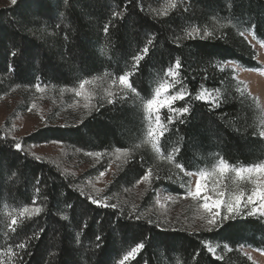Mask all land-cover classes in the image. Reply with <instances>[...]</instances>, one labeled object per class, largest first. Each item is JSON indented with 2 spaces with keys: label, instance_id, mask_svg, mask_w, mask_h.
I'll use <instances>...</instances> for the list:
<instances>
[{
  "label": "trees",
  "instance_id": "16d2710c",
  "mask_svg": "<svg viewBox=\"0 0 264 264\" xmlns=\"http://www.w3.org/2000/svg\"><path fill=\"white\" fill-rule=\"evenodd\" d=\"M159 1L69 0L66 6L63 0H42L36 7L18 0L0 9V97L37 83L68 89L83 79L132 72L133 85L146 98L151 82L179 59L178 80L188 95L174 107H190L181 117L184 124L176 120L169 125L160 142V159L139 145L142 114L131 101L99 106L91 102L77 123L45 128L17 142L0 128V252L9 256V264H18L14 253L20 251L15 247L20 242L29 244L23 264H120L141 241L144 250L124 264H255L238 249L264 253L262 217H237L211 232L161 224L168 229L162 232L156 227V213L147 209L151 192L165 184L176 162L189 171L215 166L220 159L234 167L264 162L261 111L232 70L220 66L231 62L242 69L260 68L242 34L251 32L264 43V0H175L177 7L167 16L156 14L166 8ZM192 28L212 35L185 38ZM145 46L149 51L136 68L132 58ZM205 90L219 107L195 98ZM169 115L175 114L163 113L165 122ZM52 141L86 152H127L106 188L119 199L111 203L115 209L90 204L70 177L26 150ZM15 143H21L22 151L9 148ZM177 147L178 154L172 151ZM149 169L152 185L137 200L126 198ZM3 206L42 211L21 220L18 232H12L4 226ZM133 208L139 221L134 215L129 218ZM161 240L167 248L159 246ZM207 243L217 256L208 252Z\"/></svg>",
  "mask_w": 264,
  "mask_h": 264
},
{
  "label": "rangeland",
  "instance_id": "374dc122",
  "mask_svg": "<svg viewBox=\"0 0 264 264\" xmlns=\"http://www.w3.org/2000/svg\"><path fill=\"white\" fill-rule=\"evenodd\" d=\"M159 2L167 7L173 0H160ZM10 5L11 0H0V9ZM242 36L254 50L255 61L260 68L257 70L242 69L231 62L223 63L220 66L232 70L234 78L242 85V90L254 100L261 111V131H264V43H258L251 32H244ZM165 73L166 71L151 82L150 92L146 98H150L154 87L163 82L165 78L171 79V77H166ZM113 78L100 76L93 84L86 85L85 92L91 93V99L87 101L84 96H76L75 92L72 91V89H78L79 84L68 89L42 84L43 91L40 92H37L35 87L32 89H15L8 95L0 97V128L9 138L17 142L45 128L63 127L77 123L86 111L85 103L93 102L94 105L95 103L97 106L102 105L107 103L110 98L108 94L115 92L117 93V100L135 102L140 107L142 125L138 135L139 145L147 147L157 159H160L162 157L161 152H157L150 143H147L148 122L144 119L143 110V102L146 98L131 92H122L118 80L115 85L112 84ZM181 88L183 87L179 83L170 91L175 93ZM121 95H126L128 98L122 100L119 98ZM214 97V95L205 96L203 101H212ZM179 101L181 100H177L175 103ZM164 112L169 113L166 108L162 109V117ZM26 150L35 158L39 157L40 160L54 164L62 174L73 180L76 188L87 198L95 196L102 203L107 204L119 201L115 196L107 193L106 188L124 163L127 157L126 151L86 152L53 142L35 144L27 147ZM87 153H99L100 155H88ZM214 167L205 169L211 170ZM101 172H104L103 176H100ZM164 182L163 186L151 192L152 200L147 201V209L156 213L155 221H164L162 224L165 227H182L189 230L206 229L202 227L203 222L199 219L196 203L190 198H183L186 187H194L195 177L185 176L177 168H171L168 170ZM149 185H152L151 175L149 180H141L126 198L130 197V199L135 198L137 200L145 189L149 188ZM246 187L250 188L251 185H246ZM168 196H171V199H166ZM19 210L8 206L1 208L4 226L8 230L10 229L9 214L15 216ZM262 218L264 219V217ZM206 247L209 253L216 255V249L212 244L207 243ZM209 248L214 249L215 252L209 251ZM225 250L228 251L229 248ZM238 250L251 262L264 264V253L246 247H240ZM8 257L7 254L0 252V264H9Z\"/></svg>",
  "mask_w": 264,
  "mask_h": 264
},
{
  "label": "snow or ice",
  "instance_id": "6c2138e0",
  "mask_svg": "<svg viewBox=\"0 0 264 264\" xmlns=\"http://www.w3.org/2000/svg\"><path fill=\"white\" fill-rule=\"evenodd\" d=\"M31 4L39 7L42 0H28ZM64 4L67 6L69 0H63ZM18 0H11L12 5H17ZM177 4L175 0L169 4L163 11L157 12V15L167 16L171 9H175ZM61 17L64 13H60ZM119 13H113V16H117ZM109 26L106 24L104 27V32L107 34ZM212 34L208 31L203 32L201 35L198 28H192L191 31H187L185 38L195 39L199 37L200 39H206ZM179 39V37H178ZM148 45L152 44V40L149 39ZM149 49L145 46L141 52L133 56L134 67L138 68L140 61L147 55ZM15 56L16 53H13ZM23 55V52H21ZM182 67L179 59L176 60L173 66H170L165 73L166 77H171V79L165 78L163 82L159 83L154 87L153 92L150 94V98L144 99L143 110L145 113L144 119L148 122V127L146 131L147 143H150L152 148L157 152L161 151V140L165 137L166 132L169 131V125H172L176 120L179 123L184 124L185 120L181 117L190 113V107H174L173 105L177 100H183L186 95H188L186 89L181 88L175 93L170 90L175 88L180 80L177 79L179 75V69ZM134 75L132 72H124L119 74L112 79V84L115 85L119 83L122 92H131L134 95H139L137 88L133 85L131 77ZM97 78L93 77L91 80L83 79L79 83L78 89H72L76 96H84L86 101L91 99V93L85 92L86 85L93 84ZM36 91H43V88L39 83L35 85ZM109 99L107 103L109 105H114L117 102V93L110 92ZM205 96L211 97L209 92L201 91L199 95L195 98L197 100H204ZM122 100H126L128 97L126 95H121L119 97ZM214 107H219L212 99ZM84 107L87 109L90 107L88 103H85ZM167 109L169 113H174L175 115H169L167 117V122L162 117L161 110ZM260 136L264 137V131L260 132ZM53 143H59V141H52ZM15 149L16 152L22 151L21 143H15L14 145H9V148ZM117 151H122L117 149ZM174 153H179L180 148H174L172 150ZM88 155H100L99 153H87ZM39 159V157H36ZM168 161L171 163L174 160L173 155L167 156ZM175 167L184 173L185 176L195 177L194 187H186L184 194L185 199L190 198L196 203L199 211V219L203 222L202 227L206 228L207 231L211 232L214 229H219L223 227L224 223L229 220H235L237 217H264V163H255L248 166L234 167L227 163L225 160L220 159L214 168L211 170L201 169L197 171H189L182 163L176 162ZM104 172L100 173L103 176ZM151 175V170L141 178L144 181L149 180ZM39 183V180H37ZM246 185H251L250 188ZM39 192V189H37ZM166 199H171V196L166 197ZM89 203L96 205L97 207H111L115 209L117 206L115 204L108 205L107 203H102L101 200L97 199L95 196L88 197ZM36 201L33 199V204ZM42 209L40 207H23L21 208L15 216L9 214L10 227L12 232H18V227L20 226L21 220L28 218L30 219L33 215H38ZM134 215L135 220L139 221L141 219L139 214H136V209H132V213L129 214V218ZM62 219H67L66 216ZM149 224L152 223L151 220L148 221ZM164 221H158L156 227L160 228V225ZM162 232H167V228H160ZM175 231V229H173ZM40 232L43 233L44 229L41 228ZM39 239V236H36ZM96 241H100L101 237L99 235L95 236ZM77 243H80V237H77ZM100 247L99 244L96 245ZM167 248V245L161 240L160 245ZM16 248L20 249L19 252H15L14 255L18 258V264H23L24 255L30 254L26 250L29 248V244L26 242H20L15 245ZM145 244L141 241L136 243L131 250L123 256L120 264H124L125 261H129L130 258H135L138 254L144 250ZM209 251L215 252L214 249L209 248ZM199 253H197V256ZM250 258V257H249ZM195 259V257L193 258Z\"/></svg>",
  "mask_w": 264,
  "mask_h": 264
}]
</instances>
